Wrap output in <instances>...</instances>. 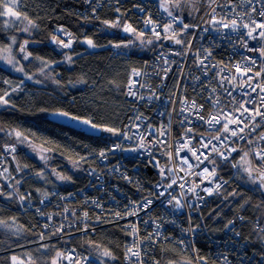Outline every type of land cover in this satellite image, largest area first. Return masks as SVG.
I'll use <instances>...</instances> for the list:
<instances>
[{
	"label": "built area",
	"instance_id": "built-area-1",
	"mask_svg": "<svg viewBox=\"0 0 264 264\" xmlns=\"http://www.w3.org/2000/svg\"><path fill=\"white\" fill-rule=\"evenodd\" d=\"M90 1L95 3L99 1L111 6L118 2L123 4L127 0ZM132 1L138 5L141 4L140 14L137 13L142 28L146 27L144 21L151 18L158 25L157 30L163 37H172L175 34L176 38L182 40L183 43L159 48L152 58L143 61L141 67L133 69L140 72L139 76L134 75L133 71L130 72L125 95L132 106L129 111V119L126 120L123 128H120L124 134H118V139L115 142H110L109 147L103 150L106 153V159L100 157V151L97 154V164L85 168V185L67 191L60 187H53L37 203H33L31 199L24 200L21 204L22 209L29 207L35 210L41 223V234L56 232L58 233L56 238L62 242L67 234L82 233L96 227H103L114 220L123 222L121 227L129 233V238L125 242V264H137L135 257L130 260L126 256L127 249L133 245H136L133 247V251L141 252L140 259L143 264H153L154 260L159 261L160 264L156 252L159 243L166 240L177 243L184 252L187 250L188 254L194 256L197 249L196 230L204 231L211 238L216 245V254L224 263L227 260V264H250L251 262L264 264V260H262L264 255L248 252L246 239L241 238L242 234L237 237L230 230L232 225H229L228 228L224 226L222 234L217 238L211 237L207 232L202 211L209 206L210 199L220 193L230 179L236 175L235 169H233L231 177L223 172L224 167L231 162L217 159V176L228 183L223 184L219 192L213 190V193L209 195L203 189H214V185L209 184L206 180L201 183V177L195 174L200 172L205 165H201L200 168H189L187 165H180L179 158L176 156V149L186 142L182 138L186 129L190 127L193 129L190 136L202 135L207 138L217 134L214 129H210L208 125L196 119L197 108L200 105L204 106L200 114L205 118L210 113H217V109L213 108L208 99L210 94L211 100L214 101L218 98L220 108L229 111L233 107L238 108L240 103L248 99L243 93L250 92L251 89L247 85L244 89L239 87L247 79V76L253 77V87L257 84L264 85V57H261L258 51H249V49L264 47V39L248 40V47L245 48L243 40L240 38L244 29L233 32L219 24L214 25L211 15L212 8H215L214 19L217 21L221 18L231 20L236 18V13H239L243 17L239 21L240 23H249L251 19H256L259 22L264 20L258 16V12L262 8L261 4L256 3L255 0L251 6L242 0H231L230 3L229 0H216V3L211 7L205 6V10L198 20L187 21L181 18L184 24L190 26L188 29L181 32L178 24H173L174 31L169 30L165 33L163 25L171 23V18L161 9L160 0ZM252 7H255L257 11L253 12ZM99 8L100 5L97 9L95 5L93 9L88 8L87 10L90 14L95 15L100 10ZM245 13H250V16L244 15ZM151 27L152 25H148L147 29L150 30ZM244 39L247 37L245 36ZM208 52L211 53L210 56L207 55ZM248 58L255 59L256 63L252 64ZM201 60L204 61L203 65L200 64ZM236 65H240L242 69L245 66L250 67L251 72H248L243 80L238 79L232 84L224 81L221 85L220 81L224 76L230 78L232 75L238 77L243 75L236 71ZM221 69L224 71L221 72ZM257 72L261 73L259 77L255 75ZM233 84L236 85L235 90H233ZM224 88L232 91L235 101L227 96ZM212 89H216V92L212 93ZM261 95L264 94H260L259 88L256 92L251 93V96L256 100L253 107L260 106ZM193 101L197 108L192 107ZM261 110L264 111V108ZM137 117L140 119L138 120ZM186 117L187 120H185ZM181 121L185 122L182 124ZM259 121L260 117H257L254 123H259ZM262 130H264V125L256 128L255 133L250 134L249 138H258ZM150 131H154V135L149 136ZM161 132H164L165 135L161 136ZM141 136L144 137L143 141L140 139ZM126 137H131V139ZM141 143L144 144L143 148L139 146ZM261 144L264 146L263 142ZM115 145L120 147L116 148ZM244 145H248L246 141H239L231 146L242 148ZM12 146H15L14 153L6 150ZM255 146L253 144L250 147L254 148ZM190 147L199 149L200 141L192 140ZM169 151L172 152L171 161L168 157ZM16 152L17 146L11 144L6 145L0 155V173H3L0 176L7 183H10V179L5 177L6 162L8 159H13ZM236 154H232L233 158ZM183 155L182 151L180 156L183 157ZM189 163L195 164L194 158ZM181 166L184 171L179 170ZM207 166L211 170L212 166ZM161 167L165 168L166 173L168 168H172L173 173L169 174L168 178H162L159 172ZM172 179L177 181L173 185V189L157 198L158 192L164 190L157 188V185L163 184L166 187ZM197 184L200 187L195 188L192 192L188 191L189 188ZM13 193L17 194L16 189ZM29 193L26 191L24 195L27 196ZM173 196L180 201L183 207H176L175 200L172 204H168V200ZM145 199L153 200V204L144 208L143 201ZM38 209L39 211H37ZM40 213H44V215ZM196 218L198 222L194 225ZM232 221L235 231L241 233L237 221L234 219ZM157 225L160 226L159 235H156L154 231ZM46 235H43L42 242L51 238ZM181 240H183V244L179 243ZM73 249L74 253H72ZM69 254H72L74 259H79L80 264L95 261L93 255L64 244L63 257L68 264L69 261L66 257ZM84 257L93 259L85 262ZM201 260L203 261V259Z\"/></svg>",
	"mask_w": 264,
	"mask_h": 264
},
{
	"label": "trees",
	"instance_id": "trees-1",
	"mask_svg": "<svg viewBox=\"0 0 264 264\" xmlns=\"http://www.w3.org/2000/svg\"><path fill=\"white\" fill-rule=\"evenodd\" d=\"M20 1L18 10L36 25L31 35H23V38L30 40L27 48L32 55L26 65L39 71L44 62H52L53 65L45 69L54 81L49 84L24 81L22 76L0 65V95L10 93L6 97L8 103L0 105V155L6 145L17 146L13 159L6 162L5 177L13 179L12 185L17 194L24 195L29 191L38 200L53 187L67 191L85 185V168L96 164V154L105 149L108 142L118 139V134L103 138L85 134L49 120L48 114L52 111H66L74 116L91 119L98 125L120 129L131 108V103L125 98L131 70L141 67L145 59L152 58L164 46V42L161 36L159 43L141 47L136 43L129 46L128 56L112 54L114 45L132 38L128 34L122 36L118 26L110 27L104 23L113 22L121 12L125 14L122 21L126 18L127 22L139 27L147 36L152 34L151 30L140 27V19L132 8V0L118 7L105 5L95 17L83 15L87 8L85 0ZM205 6L197 19H184L198 20ZM58 27L74 36L72 48L67 49L53 41V37L62 40L55 33ZM13 34L17 35L12 28L1 30L0 41L9 44ZM83 38L91 39L97 49L88 50L81 42ZM16 131L46 146L51 151V168L70 179L62 182L56 180L45 165L29 153L24 144L19 143ZM249 148L244 145L242 149L247 151ZM241 154L237 153L234 159L238 160ZM252 166L261 165L253 159ZM233 169L229 163L223 172L231 177ZM41 172L42 176L37 175ZM1 177L0 189L5 194L12 193ZM17 180L20 181L19 185L15 183ZM233 192L238 194L233 196ZM12 194L11 198L0 195V221L9 225L5 227L0 224V264H13L16 255L29 259L28 264H52L53 259H57L58 264H68L64 257H57V252L63 253L64 244L74 245L95 256L102 249L110 250L113 254V258L99 257L100 260L88 264H125L124 244L129 234L121 226L109 224L86 233L74 234L63 245L57 239L42 242L38 213L19 208L18 201L20 204L23 201ZM203 215L211 237H219L225 224L234 219L239 224L241 238L249 240L248 252L264 254V232L258 227V224L264 227V189L236 173L228 185L212 197ZM57 235L54 232L46 236ZM196 235V246L204 264H226L218 257L215 243L204 231L196 230ZM156 253L160 264H194L190 254L170 241H162Z\"/></svg>",
	"mask_w": 264,
	"mask_h": 264
},
{
	"label": "snow or ice",
	"instance_id": "snow-or-ice-1",
	"mask_svg": "<svg viewBox=\"0 0 264 264\" xmlns=\"http://www.w3.org/2000/svg\"><path fill=\"white\" fill-rule=\"evenodd\" d=\"M231 0H229V3ZM242 2H246L248 5H252L254 0H242ZM256 3L261 4L262 8L258 12V16L261 18H264V0H255ZM216 3V0H209V7H211L212 4ZM16 5V0H0V16H12L15 17L17 20L21 19L22 14L19 11H14V7ZM179 0H176V3L173 5V7H179ZM161 7L164 9L165 12H167L168 16L171 18V23L163 25V31L167 33L169 30H173V24H178L180 27V31L183 32L184 30L188 29L190 26L188 24H184L183 20L179 16H173V13L169 11L167 7L166 0H161ZM119 12V9H117ZM143 11V9H141ZM233 11L235 9L233 8ZM252 11L256 12L257 9L255 7H252ZM216 14L215 8H212L211 15L213 16L212 23L214 25L219 24L223 28L230 29L233 32H239L240 29H244L245 31L241 34L240 38L243 40V46L245 48L248 47V40H257L264 39V20H260L259 22L256 19H251L249 23H240L239 21L243 18L239 13H236V18H233L231 20H226V18H221V20L217 21L214 19ZM244 15H249L250 13H245ZM23 19H28L26 15L23 16ZM29 24H32L33 27L35 25L31 20H28ZM104 23L110 27H117L119 26V21L113 23L110 21H104ZM145 26L147 28L148 25H152L151 31L155 35L156 39H160V31L157 30L158 25L151 20V18L144 21ZM28 29L25 28L24 31H27ZM125 32L131 33L133 35H137L139 37L144 36V32L137 33L136 29L132 27L130 24H126L123 29ZM259 30V31H258ZM58 31L64 32V29H58ZM66 35L68 33L65 32ZM247 37V39H244V37ZM165 39H172L174 43L181 44L183 43L182 40L176 38V35L174 34L172 37H164ZM53 41L60 44L61 46L68 48L71 46L72 41L69 40L68 43H64L63 40H57L56 37H53ZM16 40L15 37L12 38V43L15 44ZM90 47H95L96 45L93 43L91 39H87L85 41ZM143 42V41H141ZM148 43H152L151 40L148 41ZM27 45V41L23 45L20 46V52H25V48ZM120 45H116V47H119ZM249 51H258L261 57H264V47H261L259 49H249ZM31 53H27L24 55V59L27 60ZM207 55H211L210 52L207 53ZM207 58V57H205ZM0 59H3L6 61L7 64L11 65L16 71L18 72H24V68L16 67V62L14 58H8V57H0ZM69 61L71 60V57H68ZM252 64H255V59L248 58ZM204 61L201 60L200 64L203 65ZM224 69H221V72H223ZM236 71L243 73L242 76L238 77L236 75H232L230 78L227 76H224L221 78V85H223L224 81H227V83L232 84L233 81H236L238 79L243 80L244 76L247 75L248 72H251V68L245 66L243 69L240 67V65H236ZM133 74L136 76L140 75L139 71L133 70ZM257 77L261 75L260 72H257L255 74ZM31 79V77H29ZM253 77L247 76V79L242 82L239 87L241 89L245 88V85H247L248 88L251 89V91H245L243 93L244 96L248 97V99L242 103H240V106L238 108L233 107L229 111H224L222 108H220V100L217 98L216 100H211V94L209 96V101H211L213 108L217 109L216 114L210 113L207 118L205 116L200 114V111L204 108L203 105H200L199 108H197L195 101L192 103L193 108H197V114L196 119L203 122L204 124L208 125L210 129H214L216 131L215 136L207 137L205 138L202 135H193L190 136V134L193 132V129L190 127L186 129L185 133L183 134V139L186 140L185 143L181 145V147H178L176 149V156L179 158L178 163L180 165H187L189 168H200L201 165H205L200 172L195 173L197 176L201 177V183H203L205 180L209 182V184L214 185L213 188H204L203 191L211 195L213 193V190L216 192H219L220 188L223 184L228 183V181H224L222 178L217 176V159L223 162H231L232 168L236 169L237 175H241V173H246L248 180L256 185L260 189H264V146H262L261 142H264V133H261L260 136L256 139L249 138L250 134L255 133L256 128L260 127L261 125H264V111L261 109L264 108V95H261V102L259 107H253L256 104L255 98L251 96V93L256 92L257 88L260 89V94H264V85L257 84L255 87L252 86ZM5 83H8V81H4ZM236 85L233 84V90H235ZM16 89H13L15 91ZM216 89H212V93H215ZM224 92L227 94L228 97H230L233 101H235V97L233 96L232 91H230L228 88H224ZM132 95H135V93H131ZM10 95L9 92H4L2 95H0V104H7L8 100L6 97ZM57 116H63L72 120L79 121L82 124H85L93 129L103 130L107 131L109 133H112L113 135L120 134L123 135L124 133L121 132L120 129L114 128V127H107L102 126L94 123L91 119H82L79 116L70 115L66 111H56L53 113ZM260 117L259 123H254L256 121V118ZM139 120L140 117H137ZM187 120V117L185 118ZM247 121V123H245ZM185 121H181L183 124ZM247 130V131H246ZM16 137L18 138L20 143L25 142V138L22 136V134L19 131L15 132ZM154 135V131L149 132V136ZM161 136H164L165 133L161 132ZM127 139H131V137H126ZM140 139L143 141L144 137L141 136ZM192 140H199L200 141V148L195 149L190 147V144L192 143ZM213 141H216V143H213ZM239 141H246L249 146L255 144L256 146L250 147L249 150L244 151L243 149L239 147H233L232 144H237ZM162 143L164 141H161ZM231 142V143H230ZM141 148L144 147V144L141 143L139 145ZM153 146L155 147V144L153 143ZM116 148H119V145H115ZM171 146L169 145V148ZM33 149L35 150L34 146ZM223 149V150H222ZM10 152H15V146H12L11 148L6 149ZM184 152L183 157L180 156L181 152ZM190 153V155H189ZM233 153H242L240 155L239 160H235L233 158ZM100 157L107 158L105 151H101L99 153ZM169 161L172 160V152L169 151L168 153ZM46 157L41 156V159H45ZM195 160V164L189 163L191 160ZM81 159H84L81 157ZM253 159L260 162V167H253L252 162ZM158 163V161H157ZM207 165H211V170H209V167ZM19 170V169H18ZM180 171H184V168L181 166ZM7 172V169L4 170ZM160 175L162 178H168L169 174L173 173L172 168L167 169V173L165 172V168L161 167L159 169ZM0 175H3V173H0ZM37 175H43V172L37 173ZM57 178L60 180H67L70 179V177H66L63 175L57 174ZM16 185H19L20 181H15ZM177 181L175 179L171 180V183L167 184L166 187H164L163 184H158L157 188H163V191L158 192L157 198L162 197L165 195L168 190L173 189V185H175ZM183 187V185H181ZM200 187L199 184L194 185L192 188H189L188 191L192 192L195 190V188ZM238 193H231V195L235 196ZM0 195H7L9 198L12 197V193L9 192L5 194L2 189H0ZM20 200L24 201L26 199H30V193L25 195H20ZM173 200L176 201V207L180 208L183 207V205L180 203L178 199H176L175 196L171 197V199L168 200V204H172ZM43 203V201H41ZM153 204V200L151 199H145L143 201V207L147 208ZM39 211V209L37 210ZM67 211V210H66ZM41 215H44V213H40ZM133 215L135 213H132ZM87 215V213H85ZM51 219V217H49ZM239 219L243 220V217H239ZM0 224L4 225L5 227H9L8 224H6L4 221H0ZM229 225H232L233 227L230 229L234 232V234L239 237L241 233L235 231L234 222L232 220H229L228 223L225 225V228H228ZM45 227H48V225H45ZM159 228L160 226L157 225V228L154 230L156 235H159ZM86 230V229H85ZM135 231V229H134ZM260 231L264 232V228H261ZM41 238L43 239V235L41 234ZM180 244H183V240L179 241ZM42 247H47L46 245H43ZM133 247H136V245H133ZM133 247H129L127 249L126 256L128 259H132L135 257L137 259V264H143V261L140 259L141 252L139 250L133 251ZM99 251V248H98ZM75 250H72V253H74ZM99 255L101 257H108L113 258V254L110 250H102L99 251ZM58 258H63V253L57 252ZM69 261V264H80L79 259H74L72 254H69L66 257ZM16 258L13 257V260ZM85 262L89 261V257L83 258ZM203 259V258H201ZM226 260V258H225ZM262 260H264V257H262ZM52 264H58L57 259H53ZM153 264H159V261H153ZM227 264V260H226Z\"/></svg>",
	"mask_w": 264,
	"mask_h": 264
},
{
	"label": "rangeland",
	"instance_id": "rangeland-1",
	"mask_svg": "<svg viewBox=\"0 0 264 264\" xmlns=\"http://www.w3.org/2000/svg\"><path fill=\"white\" fill-rule=\"evenodd\" d=\"M127 2L128 1H126L123 4L118 2V3L112 4V6H114V7L123 6V5H126ZM166 2H167V7H168L169 11H171L173 13V15H178L182 19H184V18L197 19L200 16V14L202 13V11H203L204 4L205 5H209V0H179V5L180 6L177 8V7H173V5L176 3V0H166ZM20 3H21L20 0H16V5H15V7L13 9L14 11H19L18 7L20 6ZM85 3H86L85 7H87V8L83 12V15L88 16V17H95L92 14H89V11L87 10L88 8L91 10L96 5V9H97V7H99V5H100V8H99L100 10H98L96 13L94 11L95 15L98 16L99 12L105 6V4H103V3L99 2V1H96V3H95V2H91L90 0H85ZM140 5H138L137 3L132 4V8H133V10L136 13L137 12L139 13ZM160 6H161V0H160ZM161 9L164 11V9L162 7H161ZM138 13H137V15H138ZM23 16H24V14H22L21 19H19V20H17L15 17H12V16H0V31L4 30V29L8 30V29L12 28L17 33V35L13 34V35L10 36L9 44H3L2 41H0V57L14 58V60L16 62H18L16 64V67H21L22 66L24 68V72L16 71L11 65L7 64L6 61H4L3 59H0V65L8 68L13 73L22 76L24 81H31V82L37 83V84H49L50 81L53 82L54 79L52 78L50 73L46 71L45 68L51 67L53 65V63L52 62H44L43 61L44 62V66L41 68V70L36 71L34 69L28 68L27 65H26L28 60H30L32 58V55H30L27 60H25L23 58L25 54L30 53V51L27 48L28 45L30 44V40L26 39V38H23V35H31L33 33V31L36 29V25H35L34 21H32L29 17H27L28 19H23ZM124 17H125L124 12H121V14L117 15V17L114 19L113 23L117 22V20H118L119 21V26H118L119 28L118 29H119L121 35L122 36H125L127 34L128 35H132V38H130L128 40H125V41L121 42L120 44H116V45H120L119 47H116V45H114L112 47V54L128 56L130 54V50L128 49V47L129 46L132 47L136 43H139L138 45L140 47L141 46H149V45H152L154 43H159L160 39L157 40L155 35L153 34V32H151L152 33L151 35L147 36V34L144 31H140L139 30V27H137V26L135 27L132 24H130L129 22H127L126 18H125L124 21H122V19H124ZM28 20H31L33 22V24L35 25V27H33L32 24H29ZM120 20L123 23H121ZM140 23H141V20H140ZM126 24L132 25V27H134L136 29L137 33L144 32V36L143 37H139L137 35H133L131 33L125 32L123 29H124V26ZM140 27H142V26L140 25ZM25 28H27L28 30L24 31ZM58 29H63V28L58 27L55 30L56 35L57 34L60 35L62 37V40L64 41V43H68V41L71 40L72 41L71 46L68 47L67 49L72 48L74 46V36H71L69 33H68V35H66L65 31L61 32V31H58ZM145 29H147V28L145 27ZM161 36L162 35H160V37ZM13 37H15V40H16L15 44L12 43V38ZM87 39H89V38L81 39V42L87 47V49L88 50L97 49V45L94 42L93 43L96 46L95 47H90L85 42ZM163 39H164V37H163ZM149 40H151L152 43H148ZM25 41H27V45H26V48H25V52L22 53V52H20V46L23 45L25 43ZM141 41H143V42H141ZM68 57H70V56L68 55ZM133 69L131 71H133ZM29 77H31V79H29ZM129 79H130V75H129L128 81H129ZM0 105H2V104H0ZM129 115H130V112L126 116L125 121L122 124L121 128H123L126 120L129 119V117H128ZM261 133H264V130H262L259 133V136H260ZM24 138H25V142L21 143V144H24L26 146L27 151L29 153H31L33 156H35L43 165H45L47 171H50L56 180H58L59 182H62V180L57 178V174H59V173L56 170L52 169L51 166H50L51 151L46 146H44V145H42L40 143L34 142L30 138H27V137H24ZM33 146H34L35 150L33 149ZM247 146L248 145H246V147ZM41 156H44L46 158L45 159H41ZM235 171H236V169H235ZM84 173H85V170H84ZM236 173H237V171H236ZM7 175L9 176V174H7ZM241 175L248 180L246 173H241ZM1 178L5 182V184H7V186L11 189V191L13 193V191L15 190L13 185H12L13 179H10V183H7L4 180L3 177H1ZM217 194H219V193H217ZM20 195L21 194H15L16 198H19ZM18 205H19V208H21V204H20L19 201H18ZM202 214H203V211H202ZM196 222H198L197 218L195 219V223ZM258 227L260 229L264 228L261 224H258ZM47 234H50V232L47 233ZM184 249H186V248H184ZM102 250H100V251H102ZM186 251L187 250H185V252ZM124 252H125V244H124ZM96 255L97 256L94 255L95 260L96 261L100 260L101 256L99 255L98 252L96 253ZM255 255H264V254L261 253V254H255ZM252 256L254 257V255H252ZM14 257L16 259L13 260V264H26V263L28 264L29 259L25 260L24 257H20L19 255H16ZM192 259H193L194 264H204V262H205V261L201 260V256H200V254L198 252V248L196 249V254H194V256H192ZM250 264H255V263L251 262Z\"/></svg>",
	"mask_w": 264,
	"mask_h": 264
},
{
	"label": "water",
	"instance_id": "water-1",
	"mask_svg": "<svg viewBox=\"0 0 264 264\" xmlns=\"http://www.w3.org/2000/svg\"><path fill=\"white\" fill-rule=\"evenodd\" d=\"M165 45L174 46V45H176V43H174V41L172 39H167L165 41ZM59 111H61V110H59ZM55 112L56 111L50 112L47 117L49 120L56 122L58 124L70 127L72 129H76L78 131H81V132L88 134V135H91V136H97V137L103 138L106 136H112L113 135L112 133H109L107 131L90 128L89 126L82 124L79 121L72 120V119H69V118H66L63 116L54 115L53 113H55ZM70 115H72V114H70ZM82 119H87V118H82Z\"/></svg>",
	"mask_w": 264,
	"mask_h": 264
},
{
	"label": "bare ground",
	"instance_id": "bare-ground-1",
	"mask_svg": "<svg viewBox=\"0 0 264 264\" xmlns=\"http://www.w3.org/2000/svg\"><path fill=\"white\" fill-rule=\"evenodd\" d=\"M127 1H131V0H127ZM128 3V2H127ZM133 3H135V1H133ZM105 5H107V4H105ZM112 6V5H111ZM90 14V13H89ZM93 16H96V15H93ZM125 98L127 99V97H126V95H125ZM128 100V99H127ZM129 101V100H128ZM130 102V101H129ZM109 144H110V142H108V145H107V147L105 148V149H107L108 147H109ZM111 148V147H110ZM105 149H103V150H105ZM100 151H102V150H100ZM99 151V152H100ZM98 154V153H97ZM97 154H96V156H95V161H96V164H97ZM96 164H92V165H96ZM89 166V165H88ZM31 193V192H30ZM30 199H31V201H33V203H37L38 201H39V199L38 200H35L34 199V197H33V195H32V193H31V197H30ZM212 199V198H211ZM211 199H210V202H211ZM210 205V204H209ZM24 211H35V210H33L32 208H29V207H27L26 209H24ZM35 213H37L36 211H35ZM203 219H204V215H203ZM204 221H205V219H204ZM39 222V221H38ZM111 225H113V224H115V225H119V226H123V222H118V221H116V220H114V221H112L111 223H110ZM196 223H195V221H194V225H195ZM38 225H40V227H41V223L39 222V224ZM205 225H206V222H205ZM207 227V226H206ZM123 228V227H122ZM124 229V228H123ZM92 230H95V228L94 229H91V230H88V231H86V232H89V231H92ZM40 231H41V229H40ZM127 231V230H126ZM86 232H82V233H86ZM74 234H79V233H71V234H67L65 237H64V239H63V242L59 239V238H56L57 236H54V237H51L50 239H49V241L50 240H53V239H57V240H60V242H61V244L63 245L65 242H67V239H68V237L69 236H71V235H74ZM129 234V233H128ZM166 241H168V240H166ZM246 242H247V248L248 249H250V243H249V240H245ZM162 242V241H161ZM160 242V243H161ZM170 242H172V241H170ZM159 243V244H160ZM172 243H174V242H172ZM174 244H176V245H178L177 243H174ZM67 245H70V244H67ZM70 246H74V245H70ZM179 246V245H178ZM74 247H76V246H74ZM63 248H64V245H63ZM63 248H62V250H63ZM76 248H78V247H76ZM179 248L181 249V247L179 246ZM79 249V248H78ZM81 250V249H80ZM182 250V249H181ZM92 255V254H91ZM94 256V255H93ZM90 260H92L93 258L92 257H90L89 258ZM92 262V261H91Z\"/></svg>",
	"mask_w": 264,
	"mask_h": 264
}]
</instances>
